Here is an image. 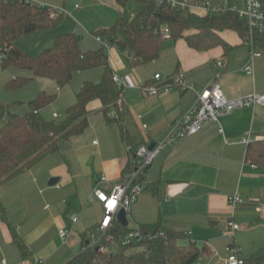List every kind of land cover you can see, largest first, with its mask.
Returning <instances> with one entry per match:
<instances>
[{
	"label": "crops",
	"instance_id": "crops-1",
	"mask_svg": "<svg viewBox=\"0 0 264 264\" xmlns=\"http://www.w3.org/2000/svg\"><path fill=\"white\" fill-rule=\"evenodd\" d=\"M121 14L114 15L112 25ZM35 33L39 38L45 35L43 31ZM95 36L94 43L81 48L101 46ZM222 36L233 47L228 53L222 47L198 51L185 39H179L166 47L158 59L139 64H134L132 56L122 52L117 44L111 45L110 64L125 86L126 128L135 146L157 141L166 134L196 100V91H202L213 80L216 62L221 58L226 64L220 82L229 99L264 93V49L254 59V74H248L243 67L251 58L249 42L233 30H225ZM178 71L185 73L195 90L143 94L140 86L154 84L157 73L167 79ZM77 73H87L83 86L86 81H100L104 68ZM10 74L3 81L4 87L15 76L31 75L15 68ZM52 83L56 84V91L47 90L46 84ZM32 85L37 88L30 96L20 94ZM62 89L55 81L39 77L14 90L13 93H19L16 101L0 100L9 104L12 111L25 114L30 110L29 102L39 92L57 95L53 103L41 110L45 116L55 106ZM77 92L61 111L51 110V116L55 112L62 114L74 103ZM89 108L90 124L83 133L61 140L57 152L0 186V198L8 217V221L0 218V264L3 258L9 264H24L27 260L13 240L10 225L24 238L32 257L43 259L44 264H64L81 252L86 231L101 221L103 204L97 199L90 201L89 196L102 175L109 180L103 185L107 191L122 182L129 154L121 128L117 123L107 122L102 102L93 100ZM94 115L99 117L93 121ZM142 124H147L148 130ZM220 125L224 133L219 132ZM249 136L251 140L264 138V105L238 108L222 115L219 122L208 121L198 133L163 151L148 170V188L132 205L129 215L135 223L131 226L160 223L184 232L182 244L193 241L200 247L207 246L210 252L193 264H229L231 245L238 246L246 260L264 254V206L257 209V202L264 201V166L247 159L248 144L240 140ZM53 178L58 179L55 185L50 184ZM234 194L245 200L235 208L229 203V196ZM73 214L79 215L75 224L71 221ZM230 220L240 228L230 230L227 224ZM61 229L69 231L65 239L60 236Z\"/></svg>",
	"mask_w": 264,
	"mask_h": 264
},
{
	"label": "trees",
	"instance_id": "trees-1",
	"mask_svg": "<svg viewBox=\"0 0 264 264\" xmlns=\"http://www.w3.org/2000/svg\"><path fill=\"white\" fill-rule=\"evenodd\" d=\"M130 1L116 0L120 6H126ZM134 1L140 9L131 19L121 15L112 26L95 32V35L103 36L109 43L117 44L122 52L131 55L134 64L158 59L166 47L179 39H185L191 48L198 51L222 47L228 53L233 47L222 32L236 31L245 40L251 36L248 22L232 10L200 14L178 10L158 0ZM51 11L48 6L41 7L27 0H0V69L12 67L31 73L8 80L6 89H21L39 77L65 87L77 72L102 67L104 73L100 81L83 84L75 102L64 110L60 118H46L41 113L55 101V94L39 92L29 102L30 110L25 114L12 111L9 104L0 100V186L47 155L57 152L61 140H70L83 133L90 124L89 105L93 100L102 102L107 122L119 125L127 143L133 140L126 128L125 86L114 80L108 48L101 44L97 48L83 50L75 32L57 36L51 46L37 55L17 46L19 38L50 30L63 20V14L54 17ZM253 40L257 48L264 49V30H256ZM121 99L124 101L122 106L119 104ZM247 159L264 166V138L248 143ZM130 168L128 161L124 173ZM0 218L8 221L1 198ZM10 227L23 258L31 259L24 238L15 227ZM139 228L145 238L140 242L123 244L130 232L137 228L125 226L117 218L111 232L119 243L118 252L88 248L64 264H193L201 255L210 252L207 246L200 247L193 241L182 244L186 237L184 232L160 223L142 224ZM245 264H264V254L247 259Z\"/></svg>",
	"mask_w": 264,
	"mask_h": 264
},
{
	"label": "built area",
	"instance_id": "built-area-1",
	"mask_svg": "<svg viewBox=\"0 0 264 264\" xmlns=\"http://www.w3.org/2000/svg\"><path fill=\"white\" fill-rule=\"evenodd\" d=\"M41 7H50L52 16H57L64 13V8L56 4H52L46 0H27ZM161 3L167 4L175 9L182 11H192L200 14H216L226 10H232L238 13L239 17L245 19L250 27L251 36L247 41L251 45V58L243 67V70L248 74H254L255 66L254 59L262 54L261 50L254 45L253 33L256 30H264V2L263 0H225L223 3H215L208 0H200L191 2L190 0H158ZM78 7V5H77ZM96 40L106 48L111 47V43L106 41L103 36L96 35ZM226 61L224 58L216 62V73L213 80L202 90L196 91L197 98L189 109L173 124H171L166 134L156 141L153 149L149 148L150 143L140 144L135 146L133 143H127V151L129 154L130 170L123 174L122 182L113 187L111 191L103 188V185L108 182V177L102 175L97 187L90 194V201L97 199L103 204V216L101 221L93 228L86 231V242L82 246V250L88 248H99V250L108 251L107 245L118 241L111 232L113 222L117 219L118 212L121 208L129 213L132 205L138 200L139 195L148 188V170L155 162L160 154L169 148L176 147L183 139L198 133L205 123L208 121L219 122L220 117L232 111L256 105H264V93H254L243 96L237 99H229L222 87L220 79L223 75V70ZM114 80L120 83L119 77L115 74ZM144 95H158L167 93L174 89L181 91L195 90L194 86L187 82L184 72L178 71L171 77L164 79L161 73L155 75V83L140 86ZM123 100H119L120 106L123 105ZM54 118H60L61 114L53 113ZM145 130H148L147 124H142ZM219 132L224 133L222 125L219 127ZM251 141L250 136L240 140L241 143L248 144ZM245 202L239 194L229 196L230 205L235 208ZM264 206V201L257 202V209L261 210ZM79 220L78 214L71 216L73 224ZM228 226L233 232L240 228V225L233 220L228 221ZM136 230L130 232L123 244H129L133 241L140 242L145 236L140 231L139 226ZM69 231L66 229L60 230V236L65 239ZM229 256L227 261L229 264H245L246 259L241 255L240 248L236 245L228 247ZM1 264H9L7 259L3 258ZM24 264H44V260L39 257H32L24 261Z\"/></svg>",
	"mask_w": 264,
	"mask_h": 264
},
{
	"label": "rangeland",
	"instance_id": "rangeland-1",
	"mask_svg": "<svg viewBox=\"0 0 264 264\" xmlns=\"http://www.w3.org/2000/svg\"><path fill=\"white\" fill-rule=\"evenodd\" d=\"M47 1V0H46ZM52 4H56L64 8L63 20L54 28L43 31L45 32L43 37L39 38L37 33H31L25 35L17 40V45L24 51L37 55L39 54L45 45H52L57 36L68 33L75 32L78 36L80 46L82 48L89 47V44L95 42L94 37L95 32L109 27V23L112 25V22L115 20L117 13H122L121 15L127 19H131L135 14L139 12L140 6L134 0H131L128 5L120 6L116 0H48ZM78 4V8H76ZM114 16V17H113ZM47 43V44H44ZM112 47L116 45L115 43L111 44ZM130 70L132 69L129 65ZM13 68L0 69V99L10 100V102L16 101L17 93H13V90H8L3 85L4 79H6ZM87 73L82 75L77 73L72 80L71 84L63 87L62 91L59 92V96L55 106L49 108L45 113L47 117H51V110H58L65 106L74 96L75 93L81 89L82 80L86 77ZM89 76V75H88ZM93 78V76H92ZM264 79V77H263ZM48 91H56L57 87L55 83L46 84ZM37 86L32 85L28 90L24 91L22 96H30ZM19 94V93H18ZM16 97V98H15ZM22 99V98H19ZM99 115L93 116V121L97 119ZM65 140V139H63ZM70 143L69 141H64V144ZM130 217V225H134L132 217ZM107 250L109 252L116 253L119 250V245L116 242H112L107 245Z\"/></svg>",
	"mask_w": 264,
	"mask_h": 264
},
{
	"label": "water",
	"instance_id": "water-1",
	"mask_svg": "<svg viewBox=\"0 0 264 264\" xmlns=\"http://www.w3.org/2000/svg\"><path fill=\"white\" fill-rule=\"evenodd\" d=\"M156 145V141L154 142H151L149 144V148L150 149H153ZM58 182V179L57 178H53L51 181H50V184L51 185H55L56 183ZM117 218L118 220L125 226H128L129 225V218H128V212L125 210V208H121L118 212V215H117ZM97 250H99V248H97Z\"/></svg>",
	"mask_w": 264,
	"mask_h": 264
}]
</instances>
